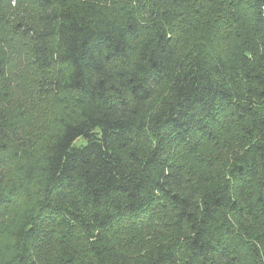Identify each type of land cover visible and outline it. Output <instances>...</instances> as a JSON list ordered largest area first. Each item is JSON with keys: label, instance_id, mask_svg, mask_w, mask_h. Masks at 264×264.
Here are the masks:
<instances>
[{"label": "clouds", "instance_id": "obj_1", "mask_svg": "<svg viewBox=\"0 0 264 264\" xmlns=\"http://www.w3.org/2000/svg\"><path fill=\"white\" fill-rule=\"evenodd\" d=\"M0 264H264V0H0Z\"/></svg>", "mask_w": 264, "mask_h": 264}]
</instances>
